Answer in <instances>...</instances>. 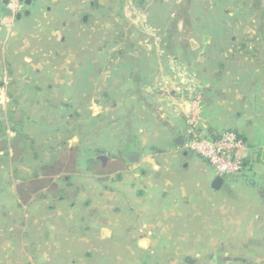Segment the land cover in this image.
I'll use <instances>...</instances> for the list:
<instances>
[{
  "label": "crops",
  "instance_id": "0c3cea01",
  "mask_svg": "<svg viewBox=\"0 0 264 264\" xmlns=\"http://www.w3.org/2000/svg\"><path fill=\"white\" fill-rule=\"evenodd\" d=\"M26 9L27 16L0 30V52L10 49L16 55L10 59L15 71L0 74V110L19 113L25 128V109L14 96H32L37 160L13 163L10 147L0 149V264H64L68 256L84 254L158 255L166 262L193 255L196 264H264V207L247 201V194L264 185V0H180L175 9L181 17L171 20L161 39L144 42L141 56H132L131 45L124 49L118 42L112 70H106L104 55L98 57L93 91L87 56L80 72L50 66L55 24L66 28L65 18L72 20V1L31 0ZM4 13L0 0V16ZM214 14L223 17V30L242 31L241 38H187L184 47L194 43L198 50H187L183 57L175 53L180 48L170 49L172 34L206 29L200 16ZM240 44L256 52H233L230 59L223 55ZM213 47L225 50L203 53ZM63 62L71 63L66 55ZM19 78L22 88L13 80ZM197 88L202 94L199 131L233 130L258 157L248 186L223 181L214 190L212 167L176 144ZM13 134L8 131V146ZM66 144L79 148L71 176L78 187L74 203L54 200L45 189L22 202L17 193L21 179ZM132 154L138 155L136 162L128 160ZM116 155L122 168L104 169ZM108 264L124 263L117 257Z\"/></svg>",
  "mask_w": 264,
  "mask_h": 264
},
{
  "label": "rangeland",
  "instance_id": "374dc122",
  "mask_svg": "<svg viewBox=\"0 0 264 264\" xmlns=\"http://www.w3.org/2000/svg\"><path fill=\"white\" fill-rule=\"evenodd\" d=\"M73 5V14L66 19V28L62 27L60 21L55 24L56 32L53 36H55V45L49 55L54 58V61L51 62L50 66H53L55 70L63 71L64 69H71L74 71L80 72L82 62L81 59L84 57L89 58V66L88 70L90 73H93V78L89 81V88L91 91L96 90L97 88V78L96 73L100 70L101 63H97L99 60L98 57L100 55H104L106 57L105 64L106 70H112L111 67L116 65L115 60H113V55L115 52L114 44L118 42L122 43L124 49L126 46L131 45V49L134 51L132 56H141L143 52H141V47L144 42L150 43L152 39L157 38L161 39L165 36L167 32V28L171 26V20L176 18L178 15L176 13L175 7L178 5L180 6V0H71ZM182 1V0H181ZM147 6V9L151 7V13L144 12V7ZM155 10V11H154ZM149 11V10H148ZM146 13V14H145ZM184 16V15H183ZM182 16V19H183ZM181 17V16H180ZM187 17V16H184ZM190 22L193 21L194 16H189ZM222 16L218 15H210V16H200L199 24L204 25L203 30H182L175 32L172 34L170 39L171 43L174 42V46L170 47V49L176 50V48H180V51H176L175 53L178 54L180 57H183L190 53V51L198 50L197 45L192 43L189 47H184V43L186 39L191 40H198L202 38H212L217 39L219 37L223 38L224 40L228 37L234 35L236 38H241L242 31H225L221 27H223L224 20ZM192 20V21H191ZM230 20V19H228ZM241 20V17H240ZM239 20V21H240ZM180 23V22H179ZM206 25V26H205ZM210 28V29H209ZM41 35V32H38V36ZM249 37V35L244 36ZM54 38V37H53ZM187 39V40H188ZM167 44V43H166ZM224 47V46H223ZM223 47H213L212 49L204 48L203 53L209 54V51L214 53L215 51L221 50ZM166 48V46H165ZM230 48H227L226 51L223 52V55L230 54ZM248 49V48H247ZM252 49H254L252 51ZM252 52H256L255 47L252 48ZM128 50V49H127ZM143 50V48H142ZM190 50V51H187ZM250 50V49H249ZM248 50V51H249ZM10 49H7L4 53L0 52V74L2 72L11 71L14 72V68L10 64V59L15 58L16 55H11ZM71 61V63L63 62L64 56ZM190 55V54H189ZM185 58V57H184ZM192 61V60H190ZM67 64V68H66ZM183 68V67H182ZM205 68L207 69L204 75L208 74L209 66L206 65ZM118 72V71H117ZM3 75V74H2ZM17 82V88H22L24 82L22 78L13 79ZM8 82V80H7ZM1 83V80H0ZM80 79L78 80L77 90H80ZM6 85H9L8 83ZM1 86V84H0ZM76 87V85H75ZM79 92V91H78ZM17 97L18 102L20 104V108L25 109V111H21V120L24 121V116H27V120L25 118L26 127L24 128L21 126V131L29 135L33 138L35 136L33 134V117H32V107L33 99L32 96L29 94H20ZM75 100H80V96L77 95ZM4 102V100H3ZM23 103V104H22ZM76 108V107H75ZM6 116L8 111H2ZM72 112V111H68ZM76 113V112H75ZM74 113V115H75ZM18 114L13 112L14 120L18 119ZM77 114V113H76ZM4 119V118H2ZM7 119V118H6ZM94 119V118H93ZM14 120L8 121V124L11 126V123ZM72 122L71 129L74 130V126L76 125V117L73 116L70 120ZM24 123V122H23ZM63 121L60 122V135L64 136L65 127L62 124ZM25 129V131L23 130ZM8 131L6 135L3 137V150H7L8 147ZM15 132L13 134V138L15 137ZM55 135V133L50 134ZM58 135V134H57ZM49 136V133L46 135ZM45 136V137H46ZM44 137V138H45ZM39 138V137H38ZM48 140V139H47ZM51 141V140H50ZM49 141V142H50ZM0 147L1 144H0ZM2 150V149H1ZM37 152V150H36ZM31 156L28 155L25 159L24 163L29 162ZM23 163V164H24ZM22 165V164H21ZM248 179V178H247ZM247 179H240L233 181L232 183H241L244 185H249ZM263 183H259L258 187L252 190L249 194V198L247 201L253 207L259 206L260 208L264 207V187ZM251 216L253 214H250ZM264 220V219H262ZM264 228L263 226H261ZM126 241L124 240L123 243ZM128 250V249H127ZM120 258L121 263H129L134 262H143L144 260L147 261L148 264H196L197 260L196 257L193 255H177L169 257V262H166L165 256H158V255H145V254H136V255H128V254H121L120 256H112L109 254L105 255H97V254H90V255H80V256H68L67 261L65 260L64 264H76V263H85V264H108L112 263L113 259ZM71 260H70V259ZM64 260V259H63Z\"/></svg>",
  "mask_w": 264,
  "mask_h": 264
},
{
  "label": "trees",
  "instance_id": "16d2710c",
  "mask_svg": "<svg viewBox=\"0 0 264 264\" xmlns=\"http://www.w3.org/2000/svg\"><path fill=\"white\" fill-rule=\"evenodd\" d=\"M262 21H264V15H262ZM244 49H246V46L243 44L233 46L228 58L233 57V52L240 51L253 55L252 51L254 49L252 51ZM7 113L6 116H3L4 113L0 110V144L2 146L0 149H3V137L9 129L16 134L9 143L12 153L11 161L13 163H22L28 155L31 156L33 161H36L37 152L34 139L21 131V123L19 120H14L13 111L9 110ZM7 120L11 122L14 120V122L10 126ZM78 152L79 148L77 145L66 144L53 155L48 163L36 164L32 174L29 177L22 178L17 186V193L21 201L27 202L33 196L39 195L41 189H45L48 196L52 199L65 200L72 205L78 192V187L71 180V176L76 169ZM256 160H258V157H256ZM122 165V158L116 155L113 161L105 165L104 169L113 171L121 169ZM55 177H57V180H55ZM57 181L62 182L63 186H59Z\"/></svg>",
  "mask_w": 264,
  "mask_h": 264
},
{
  "label": "built area",
  "instance_id": "2783aa9c",
  "mask_svg": "<svg viewBox=\"0 0 264 264\" xmlns=\"http://www.w3.org/2000/svg\"><path fill=\"white\" fill-rule=\"evenodd\" d=\"M5 13L0 16V30L9 29L16 15L26 9L25 0H3ZM8 12L9 14H7ZM190 106L185 114L183 148L203 159L223 181L233 182L252 175L256 156L241 136L230 129L215 134L199 131L202 94L197 88L190 97Z\"/></svg>",
  "mask_w": 264,
  "mask_h": 264
},
{
  "label": "water",
  "instance_id": "95a60500",
  "mask_svg": "<svg viewBox=\"0 0 264 264\" xmlns=\"http://www.w3.org/2000/svg\"><path fill=\"white\" fill-rule=\"evenodd\" d=\"M30 2H31V0H25V4H26L27 6H29ZM4 3H5V2H4ZM6 13L9 14L8 12H6ZM28 14H29L28 9H25V10L23 11L22 14L19 13V14L16 15V19L19 20L22 16H27ZM175 142H176V144L179 145V146H180V145H183V142H184V138H183V136H179L178 139H177ZM128 160H129L130 162H136V161L138 160V155H137V154H132V155H130V156L128 157ZM261 160L264 162V150H263V152H262ZM222 183H223V179H222L220 176H216V177L214 178L213 182H212L211 187H212L214 190H218V189L221 187Z\"/></svg>",
  "mask_w": 264,
  "mask_h": 264
}]
</instances>
